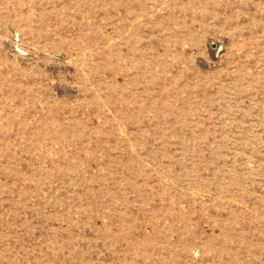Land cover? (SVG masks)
<instances>
[{"label":"rangeland","instance_id":"1","mask_svg":"<svg viewBox=\"0 0 264 264\" xmlns=\"http://www.w3.org/2000/svg\"><path fill=\"white\" fill-rule=\"evenodd\" d=\"M0 264H264V0H0Z\"/></svg>","mask_w":264,"mask_h":264}]
</instances>
